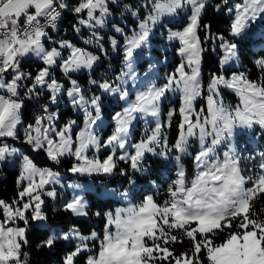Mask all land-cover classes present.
<instances>
[{
	"label": "snow or ice",
	"instance_id": "obj_1",
	"mask_svg": "<svg viewBox=\"0 0 264 264\" xmlns=\"http://www.w3.org/2000/svg\"><path fill=\"white\" fill-rule=\"evenodd\" d=\"M119 2L77 0L70 6L66 0H0V163L16 158L21 169L17 198L0 199V264H31L30 252L25 250L30 246L29 230L47 233L36 245L38 249L67 242L69 247L60 264H78L80 257L82 264H264V207L255 206L264 199V147L248 157L238 148L245 132L264 140V76L254 80L244 72H234L230 78L213 73L207 84L206 107L197 110L206 51L200 30L209 33L206 40L212 38L211 24L202 19L209 0H146L143 8L148 11L142 18L129 9L139 21L130 31L118 23L111 24L112 30L123 37L122 43L111 38L112 50L122 53L123 66L114 81L89 80L101 95L87 98L72 74L93 70L100 55L66 39L53 40L50 30L55 31L64 12L70 11L76 17L73 30L79 33L87 28L91 32L84 44L95 45L107 54L99 30L109 23L111 6ZM225 7L231 14V39L217 37L221 66L240 58L250 30L264 22V0H238L231 5L225 0ZM185 13L182 28L169 29L167 34L168 41L178 42L180 63L162 78L141 80L135 64L138 55L150 48L154 30L163 27L166 18ZM27 60L41 65L34 75L22 70ZM255 66L264 74V59L256 60ZM57 68L69 87L53 74ZM138 82L141 86L132 97L128 85L135 88ZM223 89L235 94L234 105L224 103ZM169 94L178 96L179 107L170 108L166 121H161L162 105ZM42 95L48 103L41 105V114L33 123L23 125L25 101L39 102ZM63 95L83 114L79 131L74 130L76 120H69L63 127L55 123ZM105 95L118 98L125 106L112 116V131L102 138L97 128ZM50 105L57 106V111H50ZM177 114L178 132L170 142L164 129L171 127ZM149 117L155 121L154 127L144 139L131 143L134 122ZM21 139L32 152H43L54 165L65 157L74 158L68 171L75 176L102 178L119 173L124 178L129 187L123 191L97 190V195L124 202L103 212L101 232L93 229L85 234L75 225L62 230L49 222L45 197L58 199L55 185L72 190L71 198L60 205L63 212L78 218L102 214L90 212V194L83 185H65L59 172L38 167L8 143ZM101 149L108 152L103 158L97 155ZM186 156L192 157L194 164L191 177L183 162ZM149 157L161 167L174 162L162 201L154 194L133 191L137 178L152 171ZM245 159L258 160L259 170L242 167ZM121 163L125 167H120ZM185 241L189 247L177 253L174 246H183Z\"/></svg>",
	"mask_w": 264,
	"mask_h": 264
},
{
	"label": "trees",
	"instance_id": "obj_2",
	"mask_svg": "<svg viewBox=\"0 0 264 264\" xmlns=\"http://www.w3.org/2000/svg\"><path fill=\"white\" fill-rule=\"evenodd\" d=\"M71 5H75L77 0H66ZM217 5L220 6V9H217ZM127 6V8L125 7ZM137 6V3L134 0H123L118 4L111 6L112 13H118L120 17L127 18L130 14L129 9L134 10ZM225 0H209V6L206 13L203 15V22L211 24V39H205L206 33L203 29L200 30L199 35L203 42V47L206 49L202 57L201 67L203 70V80L204 83L208 80V77L213 73L220 74L225 71L228 72H244L251 79H257L258 77L264 76L255 66V61L258 59H264V22H261V29L255 31L250 30L248 35V43L243 47L242 55L238 59L239 66L238 68L226 69L221 67L219 64V59L221 57V50L219 48L220 41L217 39L219 36H224L226 39H231L229 36V24L231 19V14H226ZM76 22V17L70 12L65 11L61 20L58 22L59 32L56 35L58 38H69L70 35L74 34V30L71 27L72 24ZM112 23H120L117 20L116 15H113ZM130 22L135 26V22L130 19ZM57 26V27H58ZM51 32V30H50ZM65 32V33H63ZM74 40V39H73ZM80 46V43H78ZM95 52V50H93ZM110 56L108 58L102 59L101 63L95 67L92 71V77L95 79L103 80L106 77V74L109 72L107 79L110 78L115 73H119L122 55L118 51H113L109 48L107 51ZM101 55V54H100ZM40 63H35L33 60H28L24 63L23 69L26 73L31 72L33 75L39 70ZM82 83L87 84L88 75L83 74L81 76ZM27 83V82H26ZM45 96L39 97V102L36 99L26 100L25 108L23 110L22 124L28 125L34 122L36 116H38L41 111V105L47 103ZM69 112V110L67 111ZM178 122V117L175 116V119L172 121V125L169 129L168 138L170 142H174L177 136L178 129L176 127ZM21 138L23 137V127L20 129ZM21 140L16 141L15 143H20ZM23 151L26 152L30 158L39 166L50 165L53 169L59 171L60 173L67 171V168L70 166L71 160H63L62 164H53L49 162L43 152H32L28 146L23 147ZM150 166L152 168L151 173L147 174L144 177H138V184L140 185L139 193H148L152 192L154 195L159 197L161 200L164 198V189L166 188L167 181L171 178L172 172H174V165L172 162H169L167 167H161L155 162V158L149 157ZM184 166L191 177L194 172L192 157L184 159ZM124 165V164H123ZM125 166V165H124ZM0 173L3 176L0 178V199L5 201H11L17 198V193L20 190L17 186V179L20 173V166L18 163L12 168L3 167L0 170ZM120 176H115L111 183H115ZM125 181V180H124ZM90 194V212L95 213L97 211L101 212V216L97 217L95 215H90L88 219H75L68 213L60 210V205L62 202L56 201L52 202L46 200L45 211L49 216V222L59 225L62 230H67L68 227L75 225L80 228L85 234L89 233L91 230L95 229L97 232H101L103 228V212L113 207L114 201L111 199H100L94 198L92 193ZM158 194V195H157ZM159 196V197H158ZM139 198L140 195H139ZM257 209L264 207V199L258 200L256 202ZM55 210V211H53ZM22 226V224H21ZM47 233L38 234L35 231L29 230L28 239L30 246L26 247L25 250L30 252V262L31 264H60L61 258L64 253L68 250L67 242H58L55 247L48 249H38L36 245L43 239L46 238ZM219 242V241H217ZM189 247L187 241L184 242L183 246L175 245V251L177 253L184 251ZM83 257H80L78 264H82Z\"/></svg>",
	"mask_w": 264,
	"mask_h": 264
},
{
	"label": "rangeland",
	"instance_id": "obj_3",
	"mask_svg": "<svg viewBox=\"0 0 264 264\" xmlns=\"http://www.w3.org/2000/svg\"><path fill=\"white\" fill-rule=\"evenodd\" d=\"M122 1L123 0H120V2H122ZM134 2L137 3V6L134 9V11L137 12L138 17L142 18L144 15L147 14V11H148L147 8H143V5L145 4L146 0H134ZM235 2H238V0H228L229 5L234 4ZM226 11H227V9H226ZM114 14L117 17V20L120 22L118 25L125 27V29L129 30V31L133 27H135L130 22V19H132L135 22V25L139 22L137 17H133L131 15V12L127 16V18L120 17V15L118 13H112V15L108 17L109 23H107L103 28H101L99 30L100 35L103 37L101 43L103 44L106 51H108L109 48L112 50L111 38H115L120 43L123 42V37L119 33H115L111 28V24H112L111 20L113 19ZM187 14L188 13L177 15L175 17L166 18L163 21V27H157L154 30L153 36L151 38L150 48L145 49L142 53H140L138 55V58H137V61L135 64V70H136L138 76L141 78V80L146 79L147 81H151V80H155L157 77L162 78L167 73L173 71L174 68L180 63L181 58L176 52V48L179 46L178 42L177 41H171V42L168 41L167 34H168L169 29H171L172 31L180 30L182 28L184 22L186 21V15ZM226 14H230V13L227 11ZM252 29L255 31H258L259 29H261V23H257L256 25H254V27ZM58 32H59V26L57 27V29L55 31H51V36H52L53 40L59 41L61 39H66V40L71 41L73 44H75L78 47H86L89 51L93 52V54H96V55L101 54L100 55L101 59H100V61L97 62L96 66L101 63L103 57L108 58L110 56V54H108V53L107 54L101 53L95 45H85L84 44V40L88 39L89 36L91 35L90 30L87 28H81V31L79 33L74 31V34L70 35L69 38H58L56 36L58 34ZM63 33H65V32H63ZM78 43H80V46L78 45ZM47 44L51 45L52 41H48ZM93 50H95V52ZM120 54L122 55V53H120ZM65 55H67V53H65ZM221 55H222V52H221ZM34 62L39 63L38 61H34ZM152 65H154V67H150ZM96 66H94L93 70L95 69ZM122 66L123 65L121 62L120 68H122ZM238 66H239V62H238V60H236L234 62H230L229 64L221 66V67L224 68V70H226L228 68L229 69L238 68ZM93 70H91V71L82 70L81 72L72 74V78L77 80V82L81 86L82 90L86 93L87 98H90V97L95 96V95H101L100 90L96 86L89 83V80L95 79L91 75ZM233 73L234 72L225 73V71H223L220 74H224L228 78H230ZM236 73H239V72H236ZM53 74L55 75V77L58 79V81L60 83L65 84L66 87L70 86V83L67 81V79L65 77H63V74L60 72V70L58 68L54 70ZM83 74L88 75L87 84L82 83L81 76ZM118 74L119 73L113 74V76L109 80V79H107V76L109 75V72H108L106 74V77H104L103 80H101L100 77H99V79H95V80H97L98 82H103L104 80L114 81L115 77ZM210 77L211 76H209L206 83H204L203 70L201 67L200 79H201V84H202V96H201V98L198 99V102L196 104L197 110H199L202 107H206L207 84L209 82ZM140 86L141 85L139 84V82L135 88L133 87V85L131 83H129L128 87H129V89L132 90V97H134V95H135L136 88H139ZM222 95H223V100H224L225 104L234 105L237 102V98H236L235 94L232 93L228 89H223ZM45 101L48 103L47 100H45ZM67 101H68V98L66 95H63L60 98L59 105H58V116H59V118L55 123L58 127H63L69 120H76L77 125L74 126V130L79 131L80 128L83 127V119H84L83 114L80 111L74 109L71 106V104L68 103ZM103 104H104V107L102 110L101 120L98 122L99 127L97 128V134L102 138H106L107 135L111 133L112 127L114 126V121L112 120V116L116 112L121 111L122 107H124L125 105H124V102L119 101L118 98L113 97V96H107V95H105L103 97ZM178 107H179L178 96L173 95V94H169L168 99H166L162 105V109H161L162 115L160 117L161 121H166V113L170 108H177L178 109ZM68 110H69V112H67ZM50 111H57V106L50 105ZM176 116L178 117V122H177V124H178L180 118H179L178 114ZM174 119H175V116L173 117V120ZM154 123H155V121L150 117L147 118V121L145 119H138L137 121H135L133 130H132V134L129 138L130 142L135 143L141 139H144L145 134L150 132L151 127H154ZM169 129H170V127H166L164 129V132L167 134V136L169 133ZM15 142L16 141H11V140L8 141V143H10L11 146L19 149V154L29 156L26 152L23 151V147L28 146V145H25L23 143V141L20 143H17V144ZM28 147L30 148V146H28ZM260 147H264V140H260L257 137L251 136L249 133H246V132L243 133V139L238 141V148L244 157H248L250 155L255 154V152H257ZM129 151H131V148H129ZM222 151H223V149H221V152ZM89 154L91 155V153H89ZM107 154H108V152L104 149H101L100 152L97 153V155L100 156L101 158L105 157ZM188 157H190V156H186V157H184V159L188 158ZM65 158L67 160L72 161L70 163V166L68 167V168H70L71 164L75 162L74 158H72V157H65ZM65 158H63L62 161L63 160L65 161ZM49 162H51V161H49ZM16 163H18L20 166V160L19 159L11 158L6 163H0V170H2L3 167L12 168V167H14V165ZM60 164H62V163H60ZM172 164L174 165V162H172ZM192 164H193V162H192ZM57 165H59V164H57ZM37 166L38 167H48V168H51L53 171L59 172V171L53 169L50 165H43V166L37 165ZM119 166L125 167L123 165V163H121ZM241 166L244 167L245 169L255 168L256 171L259 170L258 169V160L253 162V161H250L248 159H245V160H243ZM68 168H67V170H68ZM193 168H194V164H193ZM246 174H252V172H247ZM2 176H3V174L0 173V178ZM115 176H120V175H119V173H117L116 175L111 176V177L105 176L102 178L101 177L92 178V177H78V176L71 174L69 171L68 172L64 171V172L60 173V178L65 185H67L69 183H79V184L84 186L87 193H92L94 195L95 199L100 198V199H111V200H113L114 201L113 207L111 209L106 210V211L114 210L116 207L123 206L124 202L120 201L117 197H107V196L97 195V190L99 189V190L103 191L104 189H107V190L111 191L113 189H119V190L123 191L124 188L129 187V185L124 181V178L121 176L119 179H117V181L115 183H111V181L115 178ZM55 187L57 188V191L59 192V197L56 201L63 202L64 200L71 198V195H72L71 189H68L66 187L61 188L59 185H55ZM133 191L135 193H139L140 185L138 183H137V185ZM148 193L153 194L152 192H148ZM148 193H146V194H148ZM45 199L46 200L48 199L52 202H56V201H53L47 197H45ZM139 199H140L139 195H137L136 200H139ZM74 218L75 219H81V220L88 219V217L87 218L74 217Z\"/></svg>",
	"mask_w": 264,
	"mask_h": 264
}]
</instances>
